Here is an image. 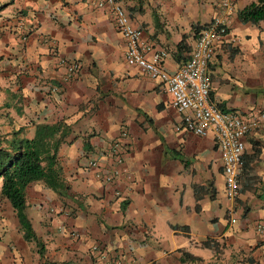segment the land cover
Returning <instances> with one entry per match:
<instances>
[{
    "label": "crops",
    "instance_id": "crops-1",
    "mask_svg": "<svg viewBox=\"0 0 264 264\" xmlns=\"http://www.w3.org/2000/svg\"><path fill=\"white\" fill-rule=\"evenodd\" d=\"M95 1L0 0V27L6 18L16 23L24 19L25 26L31 29L26 54L35 63L33 68L39 65L42 84H46L42 87L31 83L30 89L41 91L34 95L43 99V115L36 116L40 118L36 124L65 123L71 128L68 138L75 140L74 144L84 141L85 133L93 135L87 141L90 149L94 155H102L106 163V140L118 131H128V151L119 164L121 175L117 182L131 205V197L138 195L143 181L141 169L145 165L158 174L178 168L182 158L188 166L186 157H197L207 145V138H214L211 134L199 139L181 129L182 116L171 106L165 86L127 65L124 42L113 18L107 10L97 9ZM118 1L143 39L167 53L164 67L168 72H174L190 55L178 54L176 45L186 37L192 50L193 25L206 26L218 13V0ZM256 1L235 0L228 36L216 44L208 66L211 100L226 112L264 111V23L243 25L237 19L239 10ZM69 60L78 61L81 70L66 81L63 64ZM64 89L63 96H58ZM30 100L35 106L33 94ZM94 104L96 114L90 111ZM32 136L33 132L28 138ZM253 146L259 153L251 163V182L254 188L264 189V131L246 138L245 155L252 154ZM256 194L260 197L259 191ZM253 205L255 211L249 213L250 218L259 212L257 219L264 220L263 198Z\"/></svg>",
    "mask_w": 264,
    "mask_h": 264
},
{
    "label": "rangeland",
    "instance_id": "rangeland-1",
    "mask_svg": "<svg viewBox=\"0 0 264 264\" xmlns=\"http://www.w3.org/2000/svg\"><path fill=\"white\" fill-rule=\"evenodd\" d=\"M234 13L224 16L218 1V13L214 17L226 18L229 32V18ZM29 35L31 29L25 26L24 19L16 23L6 18L0 27V134L3 135L22 128L23 136H31L36 121L40 120L36 116L42 114L43 99L37 93L34 95L41 91L30 87L31 83L42 87L46 84H42L39 65L33 68L35 63L27 57ZM71 62L78 63L69 60L63 64L66 81L76 76L67 75L66 67ZM64 91L58 96H63ZM31 94L33 101H37L35 106L31 104ZM46 96L52 102L47 92ZM94 108L95 104L90 110L93 114ZM124 133L126 137L122 139ZM85 134L84 141L89 142L93 135ZM128 136V131L121 130L106 140L107 163L102 155H94L92 149L85 151L83 140L74 144L75 140L68 138L63 151L58 152V164L67 187L65 196L42 183L28 188L27 216L44 244V260H40L34 243L22 239L15 213L0 194V264L43 261L47 264H182L178 250L190 251L201 259L186 264H264V231L257 228L264 220L257 219L259 212L252 219L249 216L255 211L253 202L262 198L264 201V189L255 188L260 197L254 191L228 199L221 171L222 154L210 136L197 157H186L188 166L182 158L178 168L158 174L142 161L144 178L139 183L138 195L131 197L133 203L123 211L121 205L125 201L129 204V198L123 195L117 181L121 175L119 164L128 151L125 143ZM120 139L118 159L111 153V146ZM160 160L166 162L167 158ZM91 162H96V167ZM107 177L111 179L107 181ZM209 183L216 189L214 200L206 196L197 204L193 188L208 187ZM232 218L236 220L234 224L230 223ZM172 225L187 226L189 232L174 231ZM205 240L209 241L210 249L201 247Z\"/></svg>",
    "mask_w": 264,
    "mask_h": 264
},
{
    "label": "built area",
    "instance_id": "built-area-1",
    "mask_svg": "<svg viewBox=\"0 0 264 264\" xmlns=\"http://www.w3.org/2000/svg\"><path fill=\"white\" fill-rule=\"evenodd\" d=\"M224 16L235 10V0H218ZM97 9L107 10L113 18L116 30L125 46V61L128 66L139 69L151 80L162 83L170 97L171 106L182 116L181 129L198 138L213 135L216 148L222 154V175L225 179L224 192L234 200L240 191V172L245 151V140L253 133L264 131V111L251 110L245 114L220 110L210 98L208 66L214 56L217 43L228 36L226 18L214 17L197 35L195 45L187 58L174 72L164 67L167 53L143 39L130 15L118 0H96ZM67 75L73 76L80 65L71 62L67 65ZM179 130V129H178ZM126 134H122V139ZM122 140L111 146V153L121 151ZM96 167V162H91ZM111 178L107 177L109 181ZM236 220L232 218L231 224ZM264 231V223L258 224Z\"/></svg>",
    "mask_w": 264,
    "mask_h": 264
},
{
    "label": "trees",
    "instance_id": "trees-1",
    "mask_svg": "<svg viewBox=\"0 0 264 264\" xmlns=\"http://www.w3.org/2000/svg\"><path fill=\"white\" fill-rule=\"evenodd\" d=\"M237 19L243 25L258 26L264 23V0H257L237 12ZM205 26L193 25V38L196 40L198 33ZM178 54L191 53V48L186 43V37L176 45ZM212 92L210 91V98ZM220 110L221 105H216ZM226 112V111H225ZM233 112V111H227ZM23 129L12 131L10 134H0V194L6 199L13 212L15 213L18 227L22 239L27 243H34L40 260L45 258V247L42 240L36 235L32 222L27 216V190L36 183H42L46 188L65 196L67 187L62 179V169L58 164V152L71 134L70 126L59 121L56 123H38L34 125V132L31 138L22 135ZM85 151L90 150L87 141L84 143ZM259 150L253 146L252 154L242 157V167L240 172V191L239 194L254 192L252 182L251 163L256 158ZM193 195L196 203L208 196L214 200L216 189L212 183L208 187L195 186ZM259 197V196H258ZM128 202L122 203L121 208L125 211ZM199 211V205H197ZM172 230H181L188 234L187 226H171ZM204 249H210V243L205 240L201 243ZM179 260L182 264L197 262L201 260L192 254L178 250ZM41 264H47L45 261Z\"/></svg>",
    "mask_w": 264,
    "mask_h": 264
}]
</instances>
